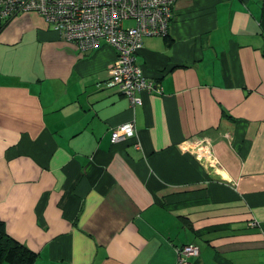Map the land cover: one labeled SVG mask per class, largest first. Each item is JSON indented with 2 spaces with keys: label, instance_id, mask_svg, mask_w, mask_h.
I'll return each mask as SVG.
<instances>
[{
  "label": "crops",
  "instance_id": "1",
  "mask_svg": "<svg viewBox=\"0 0 264 264\" xmlns=\"http://www.w3.org/2000/svg\"><path fill=\"white\" fill-rule=\"evenodd\" d=\"M115 55L34 12L0 29L7 234L34 264H179L190 244L191 264H264V1L176 0L136 55L160 88L140 105L105 85ZM204 138L216 168L185 147Z\"/></svg>",
  "mask_w": 264,
  "mask_h": 264
},
{
  "label": "built area",
  "instance_id": "2",
  "mask_svg": "<svg viewBox=\"0 0 264 264\" xmlns=\"http://www.w3.org/2000/svg\"><path fill=\"white\" fill-rule=\"evenodd\" d=\"M176 0H0V26L14 16L34 12L50 28L80 51H88L104 42L115 49L105 85L123 94L132 106L142 103V92H160L159 84L149 79L136 55L148 36H166L173 18ZM264 1V0H262ZM125 21L131 24L125 25ZM136 130L130 121L113 128L112 143L133 138ZM195 158L217 167L207 138L185 142ZM251 225H255L252 223ZM196 245L177 249L179 264H191L197 256Z\"/></svg>",
  "mask_w": 264,
  "mask_h": 264
},
{
  "label": "trees",
  "instance_id": "3",
  "mask_svg": "<svg viewBox=\"0 0 264 264\" xmlns=\"http://www.w3.org/2000/svg\"><path fill=\"white\" fill-rule=\"evenodd\" d=\"M35 259L36 253L7 234L0 222V264H34Z\"/></svg>",
  "mask_w": 264,
  "mask_h": 264
},
{
  "label": "rangeland",
  "instance_id": "4",
  "mask_svg": "<svg viewBox=\"0 0 264 264\" xmlns=\"http://www.w3.org/2000/svg\"><path fill=\"white\" fill-rule=\"evenodd\" d=\"M124 24L125 25H129V24H131V22L130 21H125Z\"/></svg>",
  "mask_w": 264,
  "mask_h": 264
}]
</instances>
